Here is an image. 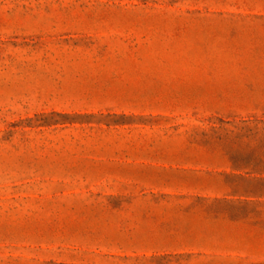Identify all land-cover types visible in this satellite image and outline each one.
<instances>
[{
  "label": "rangeland",
  "instance_id": "1",
  "mask_svg": "<svg viewBox=\"0 0 264 264\" xmlns=\"http://www.w3.org/2000/svg\"><path fill=\"white\" fill-rule=\"evenodd\" d=\"M0 264H264V0H0Z\"/></svg>",
  "mask_w": 264,
  "mask_h": 264
},
{
  "label": "crops",
  "instance_id": "2",
  "mask_svg": "<svg viewBox=\"0 0 264 264\" xmlns=\"http://www.w3.org/2000/svg\"><path fill=\"white\" fill-rule=\"evenodd\" d=\"M228 159L230 161L232 169L239 172L238 173L239 175H241L242 173L245 175L253 174L252 168L240 167L243 165H249L250 164L249 162L243 161L245 159H238V158H232V157L231 158L229 157Z\"/></svg>",
  "mask_w": 264,
  "mask_h": 264
}]
</instances>
